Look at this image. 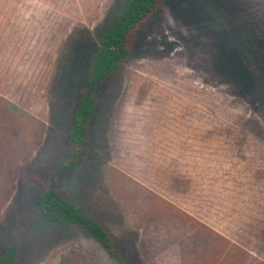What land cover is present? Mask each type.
I'll use <instances>...</instances> for the list:
<instances>
[{"label": "rangeland", "instance_id": "374dc122", "mask_svg": "<svg viewBox=\"0 0 264 264\" xmlns=\"http://www.w3.org/2000/svg\"><path fill=\"white\" fill-rule=\"evenodd\" d=\"M128 0H0V255L116 264L38 196L106 28ZM90 143L57 190L127 264H264V0H162L93 91Z\"/></svg>", "mask_w": 264, "mask_h": 264}, {"label": "trees", "instance_id": "16d2710c", "mask_svg": "<svg viewBox=\"0 0 264 264\" xmlns=\"http://www.w3.org/2000/svg\"><path fill=\"white\" fill-rule=\"evenodd\" d=\"M162 0H128L123 11L106 28L100 45L95 52L87 87L73 116L68 132L69 150L67 161L51 178L50 187L41 193L34 209L46 220L66 226H79L89 233L102 248L116 260V264H127L116 248L107 229L92 216L87 215L75 203L57 190V174L79 164L80 154L90 143L89 124L94 116L95 99L93 91L130 56L137 30L158 10ZM17 249L15 245L0 255V264H14Z\"/></svg>", "mask_w": 264, "mask_h": 264}]
</instances>
